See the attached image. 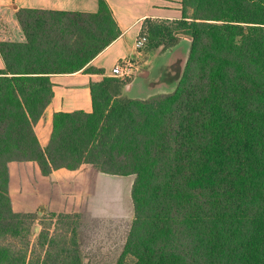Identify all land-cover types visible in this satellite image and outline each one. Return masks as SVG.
I'll return each mask as SVG.
<instances>
[{
    "label": "trees",
    "instance_id": "16d2710c",
    "mask_svg": "<svg viewBox=\"0 0 264 264\" xmlns=\"http://www.w3.org/2000/svg\"><path fill=\"white\" fill-rule=\"evenodd\" d=\"M178 20L147 18L142 57L191 40L175 91L123 97L131 81L89 67L121 36L106 0L96 13L22 9L24 42H0V264H85L81 214L13 209V162L42 175L91 165L135 176L134 219L116 264H264V0H181ZM91 76L93 111L58 112L49 145L35 126L51 77Z\"/></svg>",
    "mask_w": 264,
    "mask_h": 264
},
{
    "label": "crops",
    "instance_id": "0c3cea01",
    "mask_svg": "<svg viewBox=\"0 0 264 264\" xmlns=\"http://www.w3.org/2000/svg\"><path fill=\"white\" fill-rule=\"evenodd\" d=\"M121 29V36L100 53L89 67L102 69L106 76L116 64L124 59L135 63V75L130 84L123 89V97L148 99L160 94L171 93L179 83L190 52L191 40L183 38L181 42L168 49L159 48L147 58L137 49L142 24L147 18L178 20L182 17L181 0H106ZM99 0H0V42H24L25 36L17 19L22 9L61 11L75 13H96ZM183 47V51L179 49ZM138 65V66H137ZM0 55V70L4 69ZM89 74L83 71L72 74H55L51 77L53 93L51 103L35 126V133L42 148L49 145L53 132L55 113L93 111ZM10 169V194L13 204L23 196L36 191L49 190L57 173L49 177L42 175L35 162H13ZM16 195H18L16 197ZM42 205L44 202L39 201ZM21 209V208H20Z\"/></svg>",
    "mask_w": 264,
    "mask_h": 264
},
{
    "label": "rangeland",
    "instance_id": "374dc122",
    "mask_svg": "<svg viewBox=\"0 0 264 264\" xmlns=\"http://www.w3.org/2000/svg\"><path fill=\"white\" fill-rule=\"evenodd\" d=\"M183 50V47L179 49ZM135 72L124 81H132ZM134 180L133 175H108L85 164L73 173L65 170L57 173L49 190L23 196L21 201L13 204V209L20 213L40 210L39 220L33 227V244L43 226L54 228L52 213L83 215L84 263L116 264L134 219L131 196ZM41 200L44 205L39 203Z\"/></svg>",
    "mask_w": 264,
    "mask_h": 264
},
{
    "label": "built area",
    "instance_id": "2783aa9c",
    "mask_svg": "<svg viewBox=\"0 0 264 264\" xmlns=\"http://www.w3.org/2000/svg\"><path fill=\"white\" fill-rule=\"evenodd\" d=\"M145 39H138L137 49L140 50L144 44ZM135 62L132 59H124L114 66L112 69V77L124 80L132 75L135 71Z\"/></svg>",
    "mask_w": 264,
    "mask_h": 264
}]
</instances>
